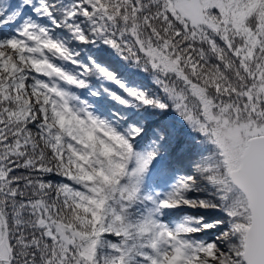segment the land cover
I'll return each mask as SVG.
<instances>
[{
  "label": "snow or ice",
  "instance_id": "1",
  "mask_svg": "<svg viewBox=\"0 0 264 264\" xmlns=\"http://www.w3.org/2000/svg\"><path fill=\"white\" fill-rule=\"evenodd\" d=\"M0 264H264V0H0Z\"/></svg>",
  "mask_w": 264,
  "mask_h": 264
}]
</instances>
